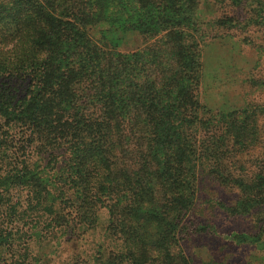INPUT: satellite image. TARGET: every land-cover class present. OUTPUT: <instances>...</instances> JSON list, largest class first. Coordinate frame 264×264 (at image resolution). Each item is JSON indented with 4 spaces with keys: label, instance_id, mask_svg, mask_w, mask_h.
Wrapping results in <instances>:
<instances>
[{
    "label": "trees",
    "instance_id": "trees-1",
    "mask_svg": "<svg viewBox=\"0 0 264 264\" xmlns=\"http://www.w3.org/2000/svg\"><path fill=\"white\" fill-rule=\"evenodd\" d=\"M213 1L245 8L254 23H264V0ZM103 2L0 0L3 159L47 160L54 172L24 162L0 173V264H170L178 221L194 203L198 165L217 161L213 129L246 145L249 116L235 132L223 115L200 118L194 35L184 31L177 40V32H168L155 48L119 51L133 7L122 24L101 28L109 23L101 17ZM137 2L135 8L148 11L158 3L156 29L177 19L188 27L198 4ZM215 23L235 25L233 18ZM190 132L203 137L192 140ZM253 177L232 181L243 188L246 207L263 209L264 168ZM102 208L108 211L104 240L84 259L78 240L97 227ZM69 243L75 250L66 254Z\"/></svg>",
    "mask_w": 264,
    "mask_h": 264
},
{
    "label": "rangeland",
    "instance_id": "rangeland-1",
    "mask_svg": "<svg viewBox=\"0 0 264 264\" xmlns=\"http://www.w3.org/2000/svg\"><path fill=\"white\" fill-rule=\"evenodd\" d=\"M103 4L101 17L109 23L101 24V28L122 24L120 20H126L127 9L133 7L134 17L129 19L132 29L125 35V43L115 46L119 51L155 48L153 42L165 39L168 32H177V40L184 31L194 35L200 47L201 69L197 93L203 105L200 112L203 121L223 115V118L234 121L235 132L243 120L250 117L246 122L250 128L246 145H239L236 140L234 142L224 129H213L218 143L210 144V148L217 161L210 164L203 160L202 165H198L194 203L183 219L178 221L170 264H264V208L246 207L242 199L243 188L232 181L235 178L255 177L256 170L264 168V23H254L253 13L245 8H231L226 3L213 0H198L194 11L188 15V27L187 24L183 25V20L177 19L175 24L161 25L156 29L155 24L160 17L157 15L158 3L149 11L135 8L137 0H104ZM139 13L142 15L140 23ZM218 18H233L235 25H217L215 20ZM191 21H195V32L191 29ZM171 57L165 56L166 60ZM193 135L198 142L203 137L202 133L200 137L198 132H190L192 140ZM2 149L3 145L0 144L1 174L13 167H21L24 162H30L32 167L41 165L49 176L54 173L52 163L47 160L21 157L6 161ZM159 192L156 193L157 197ZM160 204L159 201L157 205ZM157 210L161 211V208ZM98 220L97 227L83 233L78 240L77 251L84 259L104 240L108 222L105 208L98 211ZM168 221L164 220V223ZM35 234L34 241L39 236L37 232ZM67 245L63 252L73 253L75 247L69 250L72 243ZM29 249L35 252L36 243L32 241ZM87 264H92L89 259Z\"/></svg>",
    "mask_w": 264,
    "mask_h": 264
}]
</instances>
